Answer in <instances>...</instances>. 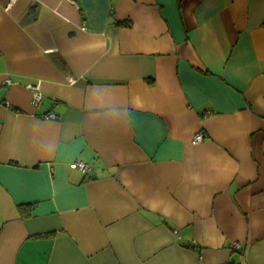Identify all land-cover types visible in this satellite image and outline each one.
<instances>
[{"label":"crops","instance_id":"1","mask_svg":"<svg viewBox=\"0 0 264 264\" xmlns=\"http://www.w3.org/2000/svg\"><path fill=\"white\" fill-rule=\"evenodd\" d=\"M0 264H264V0H0Z\"/></svg>","mask_w":264,"mask_h":264},{"label":"built area","instance_id":"2","mask_svg":"<svg viewBox=\"0 0 264 264\" xmlns=\"http://www.w3.org/2000/svg\"><path fill=\"white\" fill-rule=\"evenodd\" d=\"M30 88L33 91V96L31 98L32 105H33V107L34 106L36 107L41 102L42 95L40 94V92H39V90H38V88L36 86L33 85ZM48 117L53 118V115L52 114H49ZM203 138L204 137H202V135L196 134L193 137V140L192 141H193V143H198V142H201V140ZM76 166L83 173L87 172L89 170V168H90L88 164H86V163L84 164L83 162L76 163Z\"/></svg>","mask_w":264,"mask_h":264},{"label":"rangeland","instance_id":"3","mask_svg":"<svg viewBox=\"0 0 264 264\" xmlns=\"http://www.w3.org/2000/svg\"><path fill=\"white\" fill-rule=\"evenodd\" d=\"M198 134H200V135H202V137H204V135L203 134H201V133H198ZM199 143V142H198Z\"/></svg>","mask_w":264,"mask_h":264},{"label":"trees","instance_id":"4","mask_svg":"<svg viewBox=\"0 0 264 264\" xmlns=\"http://www.w3.org/2000/svg\"><path fill=\"white\" fill-rule=\"evenodd\" d=\"M234 250V249H233Z\"/></svg>","mask_w":264,"mask_h":264}]
</instances>
